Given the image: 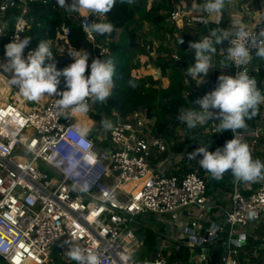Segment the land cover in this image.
<instances>
[{
    "label": "built area",
    "instance_id": "1",
    "mask_svg": "<svg viewBox=\"0 0 264 264\" xmlns=\"http://www.w3.org/2000/svg\"><path fill=\"white\" fill-rule=\"evenodd\" d=\"M34 1L0 0V28L6 29L8 10V19L13 11L17 12L10 32L6 29L0 35V62H5L4 46L17 34L16 29L21 39L29 31L31 23L26 15ZM246 11L251 10L246 7ZM254 11L258 19L244 29L248 40L264 39L259 35L264 31V0L258 1ZM100 18L95 13L87 18L79 16L81 28L91 41L96 33L88 30L85 23H100ZM169 19L179 29L192 25V19L180 8ZM68 35L69 29L61 27L57 52L65 53L72 63ZM177 39L181 46L184 39ZM186 42V51L195 63V52L189 47L192 41ZM229 46L227 40L219 66L209 70L206 77L185 79V98L190 99L200 87L209 84V89L204 90L207 94L215 89L220 75L235 77L245 68L259 86L255 76L259 68L252 61L240 69L232 61H225ZM99 48L102 59L109 60L108 49ZM34 49L27 46L24 57ZM249 50L254 58L255 50L250 45ZM93 59L89 57V67ZM174 59L180 61L181 57L175 55ZM146 67L152 70L154 66L149 62ZM151 75L155 80L165 79L155 67ZM10 79V73L0 70V264H76L66 255L69 247L76 245L95 254L99 264H214L210 250L216 243H220L223 255L215 264H258L257 252L264 250V243L256 245L251 256L248 248L255 231L264 229V179L254 185L253 181L233 178L229 193H209L208 179L202 176L204 169L198 163L202 156H188L200 146H207L210 152L223 148L235 135L248 144L255 160L258 150L253 133L257 132L244 128L236 133L216 132L218 120L194 129H186L180 122L177 127H168L167 140L154 134V119L145 111L122 119L115 112L108 116L101 109L99 116L111 121V129L106 131L99 119H90L89 131L82 138L71 110L57 107V94L39 102L28 101L10 84ZM261 83L264 95V79ZM65 90L57 88L58 93ZM12 91L15 92L9 94ZM89 104V112L83 117L95 111L91 100ZM103 105L105 102L101 108ZM259 107L260 131L264 103ZM92 128L95 130L91 135ZM129 181L138 183L131 191L126 189ZM225 201L227 207L223 206ZM150 214L162 217L159 222L163 229L167 224L168 233L177 235L180 241L172 248L167 242L163 248L157 247L150 259L138 261L132 256L142 241L134 234L133 226L137 218L141 222L151 220ZM203 223L209 226L200 235ZM146 226L155 232L163 230ZM183 246L200 248L201 252L187 260L173 259Z\"/></svg>",
    "mask_w": 264,
    "mask_h": 264
},
{
    "label": "clouds",
    "instance_id": "2",
    "mask_svg": "<svg viewBox=\"0 0 264 264\" xmlns=\"http://www.w3.org/2000/svg\"><path fill=\"white\" fill-rule=\"evenodd\" d=\"M133 2L134 0H120L122 4L130 5ZM56 3L69 13H79L87 18L90 13L103 16L110 12L116 0H70V2L56 0ZM224 7L225 0H204L203 11L211 15L220 13ZM85 27L100 35H110L114 30V25L110 22L92 23L90 26L85 23ZM5 32L6 29L0 28V35ZM16 32L12 41L4 46L5 62H0V70L11 74L10 84L16 86L19 93L28 101L39 102L42 98L57 94L59 99L56 104L59 109H70L73 115L83 116L89 112V100L93 104L103 103L111 95L115 86L113 81L115 64L111 59L101 61L94 57L90 64V75L85 76L90 53L73 49L69 54L74 62L58 70L56 64L52 62L53 54L47 41H41L25 58L24 49L30 44L31 37L25 35L21 39L19 29H16ZM259 35L264 37V31ZM225 40L230 44L226 59L232 61L237 69L252 61L249 45L255 50L257 57L264 59V39L248 40V32L243 27L236 28L232 33L213 28L199 42H190L189 47L195 52V63L187 68V75L206 77L212 68L211 60L217 51L216 46ZM237 40L242 42L238 43ZM60 77L65 79L67 90L58 93ZM128 84L133 88L137 86L131 80ZM261 103H264V95L258 89L256 79L250 77L245 68L237 71L235 77L220 75L215 89L202 98H197L191 106L181 107L177 119L184 122L188 129L218 120L216 132L231 130L232 133H236L237 130L247 127L246 119H253L258 115ZM193 105H198L199 108ZM216 109L219 111H214ZM101 123L106 131L112 127L111 121L107 119ZM76 131L83 138L89 129L77 126ZM80 143L83 145L84 140L81 139ZM197 155L202 156L198 161L200 167L210 173L215 180H221L223 174L229 170L236 181L264 179L262 176L264 163L259 159L253 160L248 144L235 135L233 139L226 141L223 148H217L215 152L208 151L207 146H200L188 154L190 159ZM66 255L76 264H99L95 254L79 245L69 247Z\"/></svg>",
    "mask_w": 264,
    "mask_h": 264
},
{
    "label": "trees",
    "instance_id": "3",
    "mask_svg": "<svg viewBox=\"0 0 264 264\" xmlns=\"http://www.w3.org/2000/svg\"><path fill=\"white\" fill-rule=\"evenodd\" d=\"M179 1L172 0L171 3L169 0H134L129 5L116 0V4L111 11L103 15V22H110L114 25L113 32L110 35L96 33L94 41H91L81 28L79 13H69L65 8L59 7L56 0H36L31 3L26 15L31 23L30 29L26 33L31 37L28 46L36 49L41 41H47L53 54L52 62L56 64L58 70L70 64L65 53L57 52L60 45L57 36L63 26L69 29L67 45L77 51L89 52L90 58L95 57L96 47H105L110 52V59L115 64V74L113 76L115 86L111 91V95L105 101V105L102 106L103 111L108 116L115 112L122 119L129 117L134 112L145 111L149 118L154 119V134L166 137L169 140V135L166 132L168 127L171 125L177 127V125L169 122L167 117L170 115L177 118L181 107L191 106L190 102H193L196 98H202L205 95L204 90L209 89V84H205L190 99L183 96V92L188 89L185 74L188 68L186 61L189 56L181 50L176 37L178 29L169 19L176 3H179ZM16 16L17 12L13 11L11 17L7 20V33L10 32ZM145 23L153 26L156 32L161 33L163 40H166L156 49L155 57L149 52L151 35L143 31L142 24ZM221 29L225 30L222 24ZM6 40L7 37L3 39V42ZM177 54L181 57L180 61L174 59ZM142 56L148 57L150 63L162 73V76L168 78L169 84L166 88L162 86L161 80H155L151 74L140 78L132 76L133 71L140 69V58ZM47 63L46 60L45 64ZM256 65L259 72L255 76L259 81L258 89L261 91L263 89L261 81L264 79V59ZM88 75H90V67L86 68L85 76ZM130 80L137 85L135 88L129 86L128 81ZM58 88L66 89L63 77H60ZM259 118L260 107L256 117L246 119L247 127L244 129L248 132H258ZM181 123L187 129L185 123ZM212 152H215V149ZM201 173L203 177L208 179L209 193L220 189L223 192L228 191L229 184L234 178L230 170L223 174L221 180L213 179L206 170H202ZM262 176H264V173ZM137 235L139 239L142 238L139 234ZM145 240V244L148 243L151 247L149 240H154V237L148 235ZM249 243L248 251L251 256L258 241L254 242L250 239ZM142 245H144L143 242ZM210 251L215 264L223 255L220 243H216ZM195 252H201V249H191L183 246L172 258L187 260ZM256 260L258 264H263L264 251H259Z\"/></svg>",
    "mask_w": 264,
    "mask_h": 264
},
{
    "label": "crops",
    "instance_id": "4",
    "mask_svg": "<svg viewBox=\"0 0 264 264\" xmlns=\"http://www.w3.org/2000/svg\"><path fill=\"white\" fill-rule=\"evenodd\" d=\"M150 1H152V0H150ZM182 1H184V0H180L179 3H176L174 10H176L177 8L181 9L179 4ZM258 1L259 0H240V2H239L238 0H225V3H227V4H225V7L222 9V11L220 13H213V14L209 15L205 11H203L202 8L199 7L200 0H186L187 11L185 13L189 16V18L192 19V25L190 27L181 28V29L176 27L178 29L177 38L180 37V38L185 39L186 41L199 42L205 36L208 35V33L210 32L211 29H213V28L221 29V24L224 25L225 30L228 32H229V29H236V27L237 28H239V27L247 28V27L251 26L253 23H255L256 20L258 19L257 15L255 14V11H254L256 6H257ZM170 2L172 3V0H170ZM246 7H249V9L251 11L247 12ZM101 17H103V16H101ZM103 20H104V18H103ZM100 21H101V18H100ZM145 24H147V23H145ZM151 28H153V26H151ZM147 34L148 35L152 34L155 37L157 35V32L154 29L153 33L151 32V34H149V33H147ZM150 40L154 41L155 39L151 36ZM226 42L227 41H224L222 44H219L216 46L217 51L215 54H213V57H212L213 62L211 63L212 68H210L209 70L216 69L219 66V58L223 54V52L225 51ZM153 45H157V44L153 43ZM152 50H153V52L151 54H154L156 49H154L152 47ZM142 58H145L144 60H142V64H143L142 66H144V68H147L146 64H149L150 61H149L148 57L142 56L140 59H142ZM225 61H228L226 59V57H225ZM150 71L153 72V68ZM166 79H167V82L169 84L168 78L165 77V80ZM76 124L81 128L84 127V126H81L82 123L78 124V122H76ZM89 126H90V122H89ZM258 151L259 152H257L254 155V159L255 160L259 159L261 161V163H264V152L261 149ZM263 173H264V170H262V174ZM258 179H260V178H258ZM258 179L253 181L254 185L258 184ZM232 181H233V179H232ZM232 181L229 184V190L224 191V192L229 193L231 191ZM220 191L222 192V190L220 189V190L212 191L211 193L214 194V193H218ZM227 205H228V203L225 201L223 206L227 207ZM216 220L220 221L221 218H216ZM202 226H203V228L200 229V235H202L201 231L204 230L206 227H208L209 224L203 223ZM262 234H263V236H261ZM259 235L260 236H259V240H258L257 245L264 243V229H262V231L259 233ZM255 242H257V241H255ZM260 251H264V250H260ZM257 253L259 256V251Z\"/></svg>",
    "mask_w": 264,
    "mask_h": 264
},
{
    "label": "rangeland",
    "instance_id": "5",
    "mask_svg": "<svg viewBox=\"0 0 264 264\" xmlns=\"http://www.w3.org/2000/svg\"><path fill=\"white\" fill-rule=\"evenodd\" d=\"M238 1L240 2V0H238ZM203 4H204V0H200L199 7L202 9H203ZM225 4H227V3H225ZM179 6L181 7V10L183 9L184 12L187 11L186 0L182 1L179 4ZM100 22H103V17H101ZM142 27H143V31H145L146 33H149V34H151V32L153 33L154 28H151L150 25L142 24ZM234 30L235 29H229V32L232 33ZM151 36L155 39L154 41H151L153 48H155L153 43L157 44L156 47H158V45H160L161 43L166 41V40H163L164 38L161 35V33L157 32V35L155 37L152 34H151ZM176 37H177V35H176ZM186 54L189 57H192L190 52L186 51ZM154 57H155V52H154ZM144 59L145 58L140 59V64H141L140 69L132 72L133 77L140 78V77H144L148 74H151L150 70H148L147 68H144V66H142L143 65L142 60H144ZM260 60H262V59L257 57L254 54V58L252 59V64L256 65L257 63H259ZM186 62H187V67L194 64V61L191 60V58L187 59ZM70 64H71V62H70ZM152 68H154V67H152ZM161 83H162V86L164 88H166L168 86L167 79L161 80ZM14 92L15 91H12L9 94H13ZM100 104H101L100 102L94 103L95 111L91 112L87 116H84V118H86V119L88 118L87 119L88 121H90V119H95V120L99 119L102 122L104 119L100 118V116H99L100 111L102 109L101 108L102 104L101 105ZM110 118H113V117L110 116ZM81 126H84V124H82ZM94 130L95 129L92 128L91 133H90L91 135H92V133H94ZM253 135H254L253 141H255V145H256L257 150L261 149L264 152V124L262 125V130H260L257 133H253ZM255 152L257 153L259 151H255ZM225 196H227V195H225ZM148 216L151 220H155V221H161L162 220V217H160L159 215H156V214H150ZM166 218H169V217L166 216ZM136 220H137V222L133 226L135 228L134 234L136 235L137 238H139L137 235V234H139V236L142 237L140 239L144 244V245H141L139 247V249L136 248L135 254L132 256L133 258L137 259L138 261L150 259L153 251H155L157 247L163 248L167 244V242H170V244H172V246H168V248H172L174 246L175 242L180 241V238L177 237V235H173L171 233H168V227L169 226L167 224H166V228H164L161 232H155L154 230L148 228L144 223H142L140 218H137ZM236 230L241 231V229H239V228H237ZM261 231H262L261 228H259L258 230L255 231V234L253 235L254 236V239H253L254 242L259 240V236H260L259 233ZM148 235H151L152 237H154V240H151V241L149 240L151 247L149 246L148 243L145 244V242H146L145 237H147ZM263 264H264V260H263Z\"/></svg>",
    "mask_w": 264,
    "mask_h": 264
},
{
    "label": "water",
    "instance_id": "6",
    "mask_svg": "<svg viewBox=\"0 0 264 264\" xmlns=\"http://www.w3.org/2000/svg\"><path fill=\"white\" fill-rule=\"evenodd\" d=\"M170 2V0H169ZM9 14H10V11L8 10L6 13H5V21L8 20V17H9ZM181 50L182 51H186L187 50V42L186 40L184 39L182 44H181ZM149 52L152 53L153 50H152V43L149 44ZM95 59H100L101 61L103 60L101 55H100V49L98 47L95 48ZM186 75V78H190L187 73L185 74ZM169 122L175 124V125H179L180 124V121L177 119V118H174L172 116H168L167 117ZM146 225L150 226L151 228H157L158 230H162L163 229V223L162 222H159V221H155V220H149V219H143V221ZM204 231L205 230H202V235L204 234ZM203 253H208V250H204L203 249Z\"/></svg>",
    "mask_w": 264,
    "mask_h": 264
},
{
    "label": "bare ground",
    "instance_id": "7",
    "mask_svg": "<svg viewBox=\"0 0 264 264\" xmlns=\"http://www.w3.org/2000/svg\"><path fill=\"white\" fill-rule=\"evenodd\" d=\"M73 119H74L76 122H78V124H79V123L84 124V127H83V128H88V126H89V122H88V120H87L88 118L86 119V118H84L83 116L73 115ZM77 126H78V125H77ZM137 185H138L137 182H135V181H129V183H128L127 186H126V189H127L128 191H131V190H133Z\"/></svg>",
    "mask_w": 264,
    "mask_h": 264
}]
</instances>
